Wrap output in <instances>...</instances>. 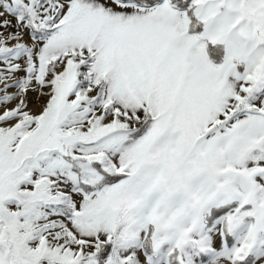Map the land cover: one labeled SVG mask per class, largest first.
Wrapping results in <instances>:
<instances>
[{"label": "snow or ice", "instance_id": "1", "mask_svg": "<svg viewBox=\"0 0 264 264\" xmlns=\"http://www.w3.org/2000/svg\"><path fill=\"white\" fill-rule=\"evenodd\" d=\"M0 264H264V0H0Z\"/></svg>", "mask_w": 264, "mask_h": 264}]
</instances>
